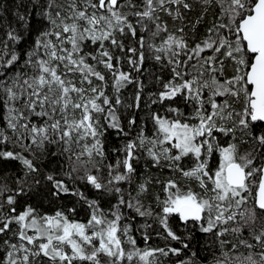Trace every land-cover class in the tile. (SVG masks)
<instances>
[{"label": "snow or ice", "instance_id": "6c2138e0", "mask_svg": "<svg viewBox=\"0 0 264 264\" xmlns=\"http://www.w3.org/2000/svg\"><path fill=\"white\" fill-rule=\"evenodd\" d=\"M195 3L202 11L189 24L185 14L193 10L192 0H49L43 13L48 28L26 53L28 71L22 69L9 80L6 74L20 57L13 53L0 59V107L6 110L0 146L12 145L0 147V160L19 161L24 169L17 188L0 185V197L15 192L0 199V264H156L157 253L179 255L177 248L137 247L130 225L122 223L125 210L140 217L154 215L141 199L149 193L151 179L127 196L123 187L134 183L142 158L186 182L169 178L163 182V198L155 196V215L166 239H181L169 227L172 216L186 227L215 235L222 247L229 243L220 239L226 233L241 236L247 231L254 243L240 239L239 244L248 254L232 259L222 253L216 264H264V0ZM215 8L219 12L204 37L190 43L185 29L195 35ZM161 13L183 26L170 30ZM129 37L135 44L126 46ZM8 38L19 39L12 32ZM90 45L95 48L88 50ZM148 58L171 73L148 106L179 97L194 105L196 122L190 123L177 107L168 109L171 117L154 112L153 134L141 128L114 150L120 153L114 162L105 163L108 130L117 137L129 136L118 112L122 105L140 108L144 84L133 73L142 74ZM133 84L134 104L124 105L122 90ZM127 123L130 129L137 122L133 117ZM220 135L229 140L221 141ZM46 145H58L59 152L52 155L67 161L60 173L43 177L52 186L51 195L83 202L86 222L70 218L75 207L51 215L31 205L17 211L16 197L41 183L37 153ZM243 145L248 148L241 151ZM189 157L193 164L185 168L183 161ZM104 168L107 176L100 174ZM29 176L33 185H27ZM77 181L101 198L115 196V203L106 211ZM149 238L145 234L146 244ZM257 247L259 251H252Z\"/></svg>", "mask_w": 264, "mask_h": 264}, {"label": "trees", "instance_id": "16d2710c", "mask_svg": "<svg viewBox=\"0 0 264 264\" xmlns=\"http://www.w3.org/2000/svg\"><path fill=\"white\" fill-rule=\"evenodd\" d=\"M49 0H0V59H8L11 54H16L20 57V60L9 69L6 74L7 78L10 80L13 75L20 72L22 69L28 71L24 66V61L27 59L26 53L31 51L35 47V41L39 37L40 33L47 30L48 22L44 18L43 13L47 10V4ZM194 7L191 12H187L186 22L191 24L194 22L201 14V7L192 0ZM219 8L214 10H209L208 14L204 16L203 22L197 26L195 35L191 32L190 28H186L185 32L190 38V43L202 39L207 32V27L211 22L214 13H218ZM161 18L163 21L167 22L169 29L172 30L175 27L183 26L180 21H174L172 17L167 14L161 13ZM23 17V19H21ZM12 32L19 37L18 40L13 41L8 38V33ZM160 38H156L155 43H159ZM126 46L134 45L135 41L131 38L124 39ZM95 48V46L90 45L88 50ZM146 56H150L146 49ZM124 69L126 71H131L125 64ZM30 74V72H29ZM140 80L143 81L144 88L141 93L142 100L139 109L132 107L128 108L125 106H120L118 114L120 115L121 123L125 126V130L129 132L128 137H117L115 132L111 129L108 130L104 137V146L106 153V161L114 162L115 159L120 155V153L115 152L126 143L127 139L135 138L137 133L141 128L144 129L146 135L151 136L155 130V125L151 119L152 113H158L161 116L171 117L173 114L168 111L170 107H177L185 116L189 118L190 123H195L196 121L192 119L194 114V105L185 103L179 97L176 101H165L164 103H156L148 105L151 103L152 99H155L161 91V84L167 82L171 79V73L168 68L161 67L151 58L146 59L144 64V71L141 73H133ZM157 77L160 79L158 80ZM111 91V89H109ZM137 88L136 85H129L122 90L121 98L124 101V105L134 104V98ZM237 107H239L237 105ZM6 115V110L0 107V128L5 127L6 121L4 116ZM135 117L136 125L128 128V120ZM104 123V121H101ZM264 127V125H260ZM237 141L240 138V133L237 132ZM221 141H228V137L220 135ZM5 149H11L12 145L0 146ZM248 148V145H243L241 151ZM53 152H59L58 145H46L43 153H37L40 156L37 166L41 169L39 179L41 180L40 185H35L32 190L27 192L26 195H19L17 199V211H22L25 206L31 205L36 208L41 214H54L57 210L64 211L67 213L68 209L75 207L76 213L71 214V219L80 220L86 222L88 219V209L83 202H78L77 198L74 196H61L59 199L51 195L52 186L49 182L44 180V175L47 173H60L62 171V166H67V161L64 156L59 154L52 155ZM28 155V153H25ZM216 157L213 159L215 163ZM193 160L191 157L185 158L183 161V166L185 168L191 167ZM147 165V167H145ZM138 174L134 179V183L129 185H123L125 188V195L127 192L132 191L138 183L143 182L146 178L151 179V185L149 188V193L141 197L143 203L153 209L154 215L149 217H140L132 210H125V219L122 221L124 224L130 225V235H132L137 241V247L139 248H164L166 251L168 248L181 249L179 255L169 253L167 256L160 255L157 253L156 264H216L218 259H223L222 253H228L229 257L234 259L236 256L247 255L249 250L239 244L240 239H248L249 242L254 243L249 237L247 231H245L241 236L235 235L231 232L226 233L224 237L220 239L226 240L223 247L220 245L217 237L210 233H203L199 231L198 228L192 226H185L178 217L172 216L169 218V227L173 232L176 233L180 240H171L165 238V230L160 225L155 213L159 212V208L155 202V196L160 195L163 198L164 193L163 182L169 178L177 179L181 183H186L178 173L172 174L167 168H156L152 167L150 161L141 159L140 163L137 165ZM102 176H107V169L104 168L101 173ZM24 179V169L19 161L11 160H0V185H7L9 189L17 188L18 180ZM159 180L160 183H156ZM68 182V181H66ZM71 183V182H68ZM27 185H33L32 176L27 177ZM26 185V186H27ZM76 186L80 188L90 199H99L100 205L106 211L111 208L112 204L115 203L116 197H103L101 198L90 185L85 184L81 181L76 182ZM7 195H15V192L5 191L3 197ZM135 195V192H133ZM7 208V206H6ZM147 234L150 238L145 243L144 236ZM3 237H0V243H2ZM183 244H187V248H183ZM236 244V249H233L232 245ZM257 247L252 251H259ZM3 249L0 248V256H3ZM195 254V255H193ZM135 264V262H133ZM231 264V261L229 262Z\"/></svg>", "mask_w": 264, "mask_h": 264}, {"label": "rangeland", "instance_id": "374dc122", "mask_svg": "<svg viewBox=\"0 0 264 264\" xmlns=\"http://www.w3.org/2000/svg\"><path fill=\"white\" fill-rule=\"evenodd\" d=\"M219 138H222V137H219Z\"/></svg>", "mask_w": 264, "mask_h": 264}]
</instances>
